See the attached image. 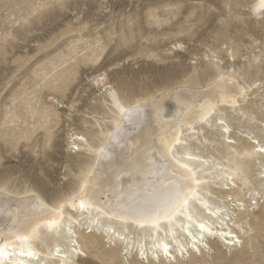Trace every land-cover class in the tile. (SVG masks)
<instances>
[{
    "label": "rangeland",
    "instance_id": "obj_1",
    "mask_svg": "<svg viewBox=\"0 0 264 264\" xmlns=\"http://www.w3.org/2000/svg\"><path fill=\"white\" fill-rule=\"evenodd\" d=\"M258 3L0 0V193H37L67 212L85 180L86 159L108 143L118 118L108 91L124 105L149 103L163 118L177 119L184 112L179 91L235 79L246 89L239 106L224 109L215 94L213 118L195 132L184 130L180 152L234 173L237 189L221 191L215 167L199 169L203 194L225 207L240 243L213 238L184 258L146 260L82 226L79 264H264V154L257 151L264 147V15L254 13ZM40 243L46 255L64 244L51 237Z\"/></svg>",
    "mask_w": 264,
    "mask_h": 264
},
{
    "label": "bare ground",
    "instance_id": "obj_2",
    "mask_svg": "<svg viewBox=\"0 0 264 264\" xmlns=\"http://www.w3.org/2000/svg\"><path fill=\"white\" fill-rule=\"evenodd\" d=\"M254 13L261 14L259 3ZM108 92L118 118L108 128V143H99L95 158L86 159L85 180L80 193L67 201V212L37 193H0V264H79L83 253L76 230L82 226L146 260L151 256L184 258L190 251L201 252L213 238L236 246L234 240L239 237L230 227L233 220L226 223L225 207L212 205L203 194L199 169L215 167L213 182L221 191L237 189L234 173L189 150L180 152V148L185 129L195 132V125L213 118L215 94L224 109H232L239 106L246 89L235 79L222 78L203 91H177L184 109L177 119L163 118L161 110L149 103L124 105L114 91ZM223 121L219 118L217 125L229 133ZM70 138L84 141L78 136ZM228 138L229 145L235 144ZM131 144L130 155L122 157ZM221 183L228 187H220ZM5 222L11 228L3 232ZM49 237L64 244L57 243L52 254L46 255L38 242Z\"/></svg>",
    "mask_w": 264,
    "mask_h": 264
},
{
    "label": "snow or ice",
    "instance_id": "obj_3",
    "mask_svg": "<svg viewBox=\"0 0 264 264\" xmlns=\"http://www.w3.org/2000/svg\"><path fill=\"white\" fill-rule=\"evenodd\" d=\"M259 8L261 9V14L264 15V0H259ZM225 130H227V129H225ZM257 151L264 152V148H258ZM253 203H255V201H253ZM81 206L83 207V205H81ZM241 207H243V206L241 205ZM200 228H201V231L205 230L203 224L200 225ZM209 234L214 235V233H211V232H209ZM221 235H223V234H221ZM234 243L239 244L240 241L234 240ZM164 251L167 254V246L166 245H165ZM2 255H3V249H0V256H2Z\"/></svg>",
    "mask_w": 264,
    "mask_h": 264
}]
</instances>
